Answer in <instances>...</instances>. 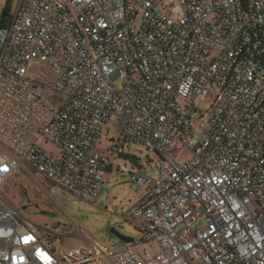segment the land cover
I'll return each instance as SVG.
<instances>
[{
	"label": "built area",
	"instance_id": "2783aa9c",
	"mask_svg": "<svg viewBox=\"0 0 264 264\" xmlns=\"http://www.w3.org/2000/svg\"><path fill=\"white\" fill-rule=\"evenodd\" d=\"M12 1L0 0V264H264V0ZM131 142L161 159L130 176L148 185L128 210L147 256L96 240L59 256L3 193L26 172L95 204L107 153Z\"/></svg>",
	"mask_w": 264,
	"mask_h": 264
},
{
	"label": "rangeland",
	"instance_id": "374dc122",
	"mask_svg": "<svg viewBox=\"0 0 264 264\" xmlns=\"http://www.w3.org/2000/svg\"><path fill=\"white\" fill-rule=\"evenodd\" d=\"M19 0H13L15 10ZM41 70V64L34 61L30 65L28 75L36 77ZM121 86V80L115 82ZM213 101L208 97L200 102L204 108ZM105 129L100 142V147L109 146L114 136L113 131L108 133ZM111 162L112 171L106 176L101 190L100 200L90 204L77 199L66 190H59L51 181L37 177V181L28 173L21 172L10 182L2 187L7 199L18 209L21 217L33 225V230L40 233L47 242V234L64 237L53 241V246L60 256L70 248L82 245H90L92 240L99 241L106 247H122L125 242L117 234L134 239L133 250L137 255H145V248L140 243L142 234L130 221L128 210L133 207L136 200L146 191L144 188L131 182L133 172L141 170L148 176H154L161 164L160 157L136 143H128L122 158L117 153H107ZM188 156L187 151L180 154L179 159L184 160ZM50 192V195L48 194ZM115 229V231H113ZM50 240H53L51 238ZM157 248L149 246L147 254L153 253ZM91 264H106L97 262Z\"/></svg>",
	"mask_w": 264,
	"mask_h": 264
},
{
	"label": "trees",
	"instance_id": "16d2710c",
	"mask_svg": "<svg viewBox=\"0 0 264 264\" xmlns=\"http://www.w3.org/2000/svg\"><path fill=\"white\" fill-rule=\"evenodd\" d=\"M121 156H122V158H124V159H126L127 157H129V156H126V155H124V154H120ZM19 174H17L16 176H18ZM15 176V177H16ZM60 240L61 241H63L64 240V237H61L60 238ZM53 240H47V242H46V245L49 247V248H51L53 251H55V248L53 247Z\"/></svg>",
	"mask_w": 264,
	"mask_h": 264
},
{
	"label": "water",
	"instance_id": "95a60500",
	"mask_svg": "<svg viewBox=\"0 0 264 264\" xmlns=\"http://www.w3.org/2000/svg\"><path fill=\"white\" fill-rule=\"evenodd\" d=\"M113 231H115V229H113ZM118 237L125 242V244H132L134 242V239L133 238H130V237H127V236H124V235H120V234H117Z\"/></svg>",
	"mask_w": 264,
	"mask_h": 264
},
{
	"label": "crops",
	"instance_id": "0c3cea01",
	"mask_svg": "<svg viewBox=\"0 0 264 264\" xmlns=\"http://www.w3.org/2000/svg\"><path fill=\"white\" fill-rule=\"evenodd\" d=\"M47 146V145H46ZM112 171V168H110L109 172ZM107 178V177H106ZM137 201V200H136Z\"/></svg>",
	"mask_w": 264,
	"mask_h": 264
}]
</instances>
